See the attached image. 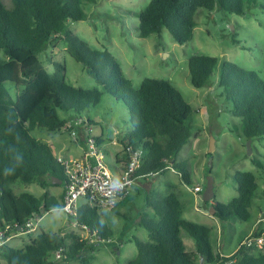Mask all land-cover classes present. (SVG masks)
Instances as JSON below:
<instances>
[{
	"label": "trees",
	"instance_id": "obj_1",
	"mask_svg": "<svg viewBox=\"0 0 264 264\" xmlns=\"http://www.w3.org/2000/svg\"><path fill=\"white\" fill-rule=\"evenodd\" d=\"M9 1L11 7L0 1V230L5 225L16 230L26 220L40 217L42 209L45 212L60 207L57 198L46 192L38 197L27 192L15 195L10 188L16 180L27 184L37 182L43 187L53 178L64 179L51 146L33 137L30 131L35 127L68 131L65 124L69 117L79 116L100 100L98 89L67 83L63 63L52 62L53 74L42 66L37 53L58 39H63L68 53L127 108L129 130L119 142L126 157L129 151L142 150L137 179H143L149 172L160 174L172 168L188 184L187 163L178 161L177 156L190 137L187 122L191 106L164 79L145 77L138 88H133L107 49L91 48L67 28L69 21L85 18L83 4L94 0ZM215 6L228 13L243 15L245 12L243 0H150L141 11L128 10L127 13L139 19L138 37L159 34L166 28L175 41L183 44L193 37L196 11L199 8L212 11ZM215 68H218V86L230 104V113L241 118L244 136L249 140L263 138L264 79L255 71L232 62L194 54L188 60L190 84L196 88L206 86ZM7 85L15 86V100ZM88 124L95 122L87 120ZM96 142L100 144V139L96 138ZM251 162L264 173V163L259 158H252ZM233 178L236 197L227 203H205L214 207L213 216L222 221H246L250 218L249 206L257 184L248 171H236ZM132 196L129 194L112 211H117ZM146 204L157 219L140 215L138 223L148 231L149 240L134 238L137 254L125 264H200V257L207 264H226L229 260L233 261L231 264H264V244L261 249L237 247L228 256L214 253L210 227L185 220L175 193L158 199L148 198ZM101 212L81 202L75 220L101 241H107L112 232ZM182 230L193 239L194 251L186 250ZM252 234L264 236V222H259ZM87 248L91 249L88 238L73 231L61 235L39 230L21 248L1 247L0 257L6 264H54L48 258L51 253L60 252L64 261L77 259L88 263V257L81 255ZM253 249L257 252L251 251Z\"/></svg>",
	"mask_w": 264,
	"mask_h": 264
},
{
	"label": "rangeland",
	"instance_id": "obj_2",
	"mask_svg": "<svg viewBox=\"0 0 264 264\" xmlns=\"http://www.w3.org/2000/svg\"><path fill=\"white\" fill-rule=\"evenodd\" d=\"M0 1L6 7H11L9 0ZM149 1L86 2L83 4L85 18L69 21L67 28L91 48L107 49L116 58L133 88H138L145 77H150L169 81L181 93L192 112L187 122L190 125V137L177 159L187 163L189 183H184L179 173L172 168L141 179L144 185H134L133 196L128 202L117 211L101 212L112 232L107 241H101L86 227L79 226L75 217L66 214L60 207L42 212L38 221L40 230L61 235L73 231L90 242L91 249L87 248L81 254L88 257V263H81L77 259L64 261L62 254L55 252L48 258L54 264H125L137 254L133 239L149 240L148 231L138 223L140 215L157 219L152 208L147 206V199L163 198L170 192L177 195L185 220L210 227L214 253L221 251L229 254L234 251L240 239L257 226V216L261 215V211L264 215V173L251 162L252 158H259L264 163V137L250 140L252 150L248 156L246 144L249 139L240 128L241 118L230 113V104L218 86V68L213 70L208 84L200 88L190 84L188 72L189 58L194 54H204L218 58L219 62L229 61L243 69L253 70L264 79V0H243V15L222 11L217 6L212 11L199 8L194 15L196 26L193 37L183 44L175 41L166 28H162L159 34L138 37L139 19L127 11L139 12ZM37 57L50 74L55 72L53 61L63 63L67 83L85 89L96 88L101 96L95 106L77 117L68 118L65 127L70 124L74 136L64 129L48 131L39 127L31 130L30 134L48 143L56 157L77 158L85 150L80 132L83 133L84 127L89 126V134L102 141L99 147L104 156L103 161L109 168L114 164L115 156L126 161L127 157L119 142L120 137L129 130L125 105L108 94L84 66L68 53L63 39L49 44L37 53ZM6 87L12 100H15V86ZM87 120L95 124L87 125ZM211 145L213 147L209 151ZM236 171L251 172L257 184L249 206L250 218L246 221H222L209 214L210 205L203 201L202 194L210 177L214 193L210 203L229 202L237 196L233 178ZM194 186H199L201 191L194 192ZM10 188L15 195L27 192L38 197L46 192L55 196L60 205L63 183L54 185L49 182L48 186L41 187L37 182L27 184L16 180L10 184ZM35 235L21 234L7 245L21 248ZM181 237L186 250L194 251L193 239L183 230ZM96 241L99 242L94 244ZM251 251L257 252L256 249ZM0 264H6L3 257H0Z\"/></svg>",
	"mask_w": 264,
	"mask_h": 264
},
{
	"label": "built area",
	"instance_id": "obj_3",
	"mask_svg": "<svg viewBox=\"0 0 264 264\" xmlns=\"http://www.w3.org/2000/svg\"><path fill=\"white\" fill-rule=\"evenodd\" d=\"M66 129L74 136L75 133L70 124L66 126ZM89 129H86V135L83 138L85 150L79 157H56L64 176L60 208L73 217H75L81 202L98 210H113L130 194L142 162V150L135 149L128 152L126 161L119 168H109L103 161L104 156L96 142V137L89 134ZM156 174L149 172L143 178ZM193 191L198 193L201 189L199 186H194ZM262 194L264 195V188ZM39 218L33 217L26 220L16 230L5 225L0 230V248L21 234L37 233L40 230ZM258 222H264V215L258 218ZM263 244V235L254 236L251 233L244 237L238 247L261 249ZM232 262L229 260L226 264Z\"/></svg>",
	"mask_w": 264,
	"mask_h": 264
},
{
	"label": "water",
	"instance_id": "obj_4",
	"mask_svg": "<svg viewBox=\"0 0 264 264\" xmlns=\"http://www.w3.org/2000/svg\"><path fill=\"white\" fill-rule=\"evenodd\" d=\"M246 146H247V149H248L247 155L249 156L251 154V150H252L251 149V145H250V140H248ZM212 147H213V145H211L209 151L212 149ZM52 182H53V184H61V183H63V180L53 178ZM212 188H213V184L211 182V178L208 177L207 178L206 188L204 189L203 194H202V198H203V201L204 202H209L210 203V201L213 199L214 193H213ZM42 212H44L43 209L41 210V213ZM214 213H215L214 207L213 206H210V208H209V214L213 216ZM199 263L200 264L203 263L202 257H200Z\"/></svg>",
	"mask_w": 264,
	"mask_h": 264
},
{
	"label": "crops",
	"instance_id": "obj_5",
	"mask_svg": "<svg viewBox=\"0 0 264 264\" xmlns=\"http://www.w3.org/2000/svg\"><path fill=\"white\" fill-rule=\"evenodd\" d=\"M89 126H85L84 127V132L82 133V132H80V140H81V142H83V138L85 137V135H86V129L88 128ZM90 128V127H89ZM82 133V134H81ZM96 138H98V137H96ZM101 143H102V141H101V139H100V146H101ZM123 164V160L122 159H120L119 158V156H115V160H114V164L112 165V168H119L121 165ZM141 178L140 179H137L136 180V182L134 183V185H138V184H142V185H144V183H141ZM134 187V186H133ZM130 195L132 196L133 195V193H132V190H131V192H130ZM260 214L263 216V213H262V211L260 212ZM261 215H258L257 216V220H256V223L257 224H259V222H258V218L261 216ZM255 228V227H254ZM254 228H251L250 229V231H248L243 237H242V239L244 238V237H246L247 235H249V234H251L252 232H253V230H254ZM241 239V240H242ZM240 240V241H241ZM240 241H239V243H240ZM239 243H238V245H239ZM238 245H237V247H238ZM237 247L234 249V251L237 249ZM234 251H232L231 253H229V254H225V253H222L221 251H220V254L221 255H224V256H228V255H230V254H232ZM202 264H204V260H203V263Z\"/></svg>",
	"mask_w": 264,
	"mask_h": 264
}]
</instances>
